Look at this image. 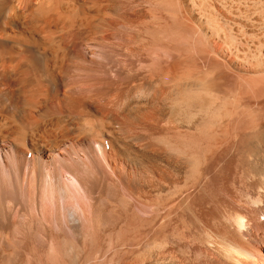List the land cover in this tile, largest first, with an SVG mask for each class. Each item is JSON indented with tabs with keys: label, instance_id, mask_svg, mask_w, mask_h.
Instances as JSON below:
<instances>
[{
	"label": "bare ground",
	"instance_id": "1",
	"mask_svg": "<svg viewBox=\"0 0 264 264\" xmlns=\"http://www.w3.org/2000/svg\"><path fill=\"white\" fill-rule=\"evenodd\" d=\"M0 264H264V0H0Z\"/></svg>",
	"mask_w": 264,
	"mask_h": 264
},
{
	"label": "rangeland",
	"instance_id": "2",
	"mask_svg": "<svg viewBox=\"0 0 264 264\" xmlns=\"http://www.w3.org/2000/svg\"><path fill=\"white\" fill-rule=\"evenodd\" d=\"M29 157H30V155H29Z\"/></svg>",
	"mask_w": 264,
	"mask_h": 264
}]
</instances>
